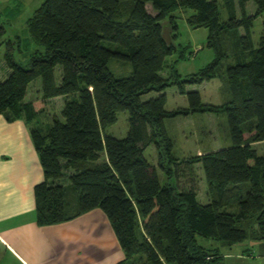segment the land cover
Segmentation results:
<instances>
[{"label": "trees", "instance_id": "1", "mask_svg": "<svg viewBox=\"0 0 264 264\" xmlns=\"http://www.w3.org/2000/svg\"><path fill=\"white\" fill-rule=\"evenodd\" d=\"M223 1L227 20L220 18L217 0H44L34 10L26 21L36 45L28 67L9 50L5 54L10 73L0 81V115L9 123L24 122L37 154L43 172L33 189L37 225L62 224L98 209L124 254L118 264H224L197 237L227 246L253 241L264 250V154L253 147L264 142V19L257 47L251 36L264 0H235L239 17L234 0ZM249 1L255 4L253 14L246 12ZM179 9L191 11L189 26L208 30L205 45L214 53L209 64L184 79L176 65L189 52L174 43ZM4 34L0 23V44ZM113 58L130 64L129 76L110 72ZM229 58L226 103L206 104L198 91L186 90L215 79ZM167 68L170 74L164 77ZM36 79L41 97L25 101ZM172 86L188 106L168 112L164 92ZM151 92L157 96L142 101ZM58 97L64 98L61 117L53 116L44 126L38 117ZM119 112L128 113L122 139L106 134ZM195 113L225 114L231 147L175 158L164 119ZM150 145L156 147L165 183L143 155ZM198 164L207 185L206 204L198 202L193 183L181 184L183 178L192 181ZM63 178L68 185H62ZM233 199L236 211L228 212Z\"/></svg>", "mask_w": 264, "mask_h": 264}, {"label": "rangeland", "instance_id": "2", "mask_svg": "<svg viewBox=\"0 0 264 264\" xmlns=\"http://www.w3.org/2000/svg\"><path fill=\"white\" fill-rule=\"evenodd\" d=\"M44 0H0V23L5 26V34L2 37L4 43L0 44V81H4L10 73L5 62V54L7 50L13 56V59L22 67L27 68L29 62V54L36 48L32 38L27 30L26 21L33 14L34 10ZM219 4L220 18L228 19V13L223 6L222 0H217ZM150 6V4H149ZM247 12L253 14L255 4L249 1L247 4ZM190 11V10H189ZM177 13V12H176ZM264 13L260 14L253 20L251 28V36L254 47L258 46L259 37L262 30V22ZM179 35L175 44L186 47L189 52V59L182 61L176 65V69L184 79L186 76L198 72L200 69L209 64L214 53L205 46L207 29L192 28L184 18H179ZM242 31V30H241ZM103 45L109 49H117L115 44L104 42ZM177 57L174 54L167 58V63L171 64ZM231 58L222 61L217 69V77L209 82L201 85H187L186 90L198 91L201 101L206 104L216 106L223 105L229 100L228 86L226 83V68L232 63ZM110 72L117 78L127 77L131 73V66L127 61L113 58L108 63ZM61 69L55 70V80H60ZM170 69L163 71L162 75L167 77ZM165 110L170 112L178 108H186L188 106L185 96L180 95L175 86L168 87L165 90ZM157 96V93L151 92L141 97L142 101H147ZM41 97V80L32 81L27 87L25 101H32ZM64 105V98L58 97L46 103L45 110L39 117L38 122L44 126L51 123L50 118L60 116V112ZM164 128L167 137L172 142V155L177 159H184L190 156L208 153L220 149L231 147V139L229 135L226 115L211 113H195L189 116H177L164 119ZM128 132V113L119 112L117 120L114 124L106 128V134L117 139L126 137ZM258 154H264V142L253 144ZM145 159L158 170L161 183H165V177L157 166L158 153L155 145L147 147L143 153ZM194 177L192 181L183 178L181 184L184 186L193 183L197 193V200L201 204L208 202L207 185L200 164L194 166ZM175 181V178H173ZM67 182L66 178L62 182ZM232 200L231 207H227L226 211L235 212L236 205ZM197 242L211 253H218L224 260V264H264V257L260 256L264 250L262 247H255V243L247 242L245 244H236L227 246L221 242L211 239L197 237Z\"/></svg>", "mask_w": 264, "mask_h": 264}, {"label": "crops", "instance_id": "3", "mask_svg": "<svg viewBox=\"0 0 264 264\" xmlns=\"http://www.w3.org/2000/svg\"><path fill=\"white\" fill-rule=\"evenodd\" d=\"M149 4L147 10L156 14ZM190 13L179 9L177 24ZM42 181L24 122L9 123L0 115V264H118L124 259L108 219L98 209L62 224L37 225L33 189Z\"/></svg>", "mask_w": 264, "mask_h": 264}, {"label": "water", "instance_id": "4", "mask_svg": "<svg viewBox=\"0 0 264 264\" xmlns=\"http://www.w3.org/2000/svg\"><path fill=\"white\" fill-rule=\"evenodd\" d=\"M163 36L165 37L167 42H170V38H169L168 33L166 31H164Z\"/></svg>", "mask_w": 264, "mask_h": 264}]
</instances>
